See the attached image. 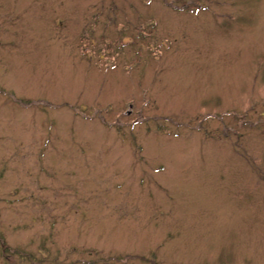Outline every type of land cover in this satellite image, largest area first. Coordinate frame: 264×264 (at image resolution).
<instances>
[{
	"label": "rangeland",
	"instance_id": "rangeland-1",
	"mask_svg": "<svg viewBox=\"0 0 264 264\" xmlns=\"http://www.w3.org/2000/svg\"><path fill=\"white\" fill-rule=\"evenodd\" d=\"M0 264H264V0H0Z\"/></svg>",
	"mask_w": 264,
	"mask_h": 264
}]
</instances>
